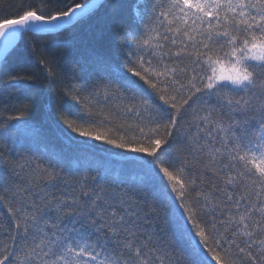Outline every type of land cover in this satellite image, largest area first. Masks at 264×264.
Listing matches in <instances>:
<instances>
[{
  "label": "snow or ice",
  "instance_id": "snow-or-ice-1",
  "mask_svg": "<svg viewBox=\"0 0 264 264\" xmlns=\"http://www.w3.org/2000/svg\"><path fill=\"white\" fill-rule=\"evenodd\" d=\"M106 4L0 0V264H264V0H113L62 68Z\"/></svg>",
  "mask_w": 264,
  "mask_h": 264
},
{
  "label": "trees",
  "instance_id": "trees-1",
  "mask_svg": "<svg viewBox=\"0 0 264 264\" xmlns=\"http://www.w3.org/2000/svg\"><path fill=\"white\" fill-rule=\"evenodd\" d=\"M81 2H86V0H81ZM112 3H113V0H107V4L105 5V8L100 9L99 12H97L96 16L93 17L92 20H90L88 23L84 24L83 26L77 27V29L74 32H70L58 38L56 44L53 46H50L47 49V52L49 54L55 56L58 60H60L62 68H67L69 65L73 64L75 60L79 59L80 55L84 52L85 48L90 43L91 35H90L89 24H91L93 27H96V28L103 26L105 23L106 13L110 11V9H108V5ZM29 56H30V53H29ZM25 70L32 71L41 79L43 78L42 77L43 70L41 66L36 62L25 64ZM68 103H71V101H69ZM72 135L75 136L76 134L73 133ZM77 138L83 139L79 137ZM46 142L48 143L49 150L52 152H60L66 147L62 139L56 137L55 135L49 136ZM94 143H99V142H94ZM99 146L106 147L104 145H99ZM85 155H87L89 159H97L103 156V153L89 152V153H86ZM73 156L74 158L79 157L80 154L74 153ZM81 162H82V159H81ZM71 166L73 168L77 166L75 163V159L71 163Z\"/></svg>",
  "mask_w": 264,
  "mask_h": 264
}]
</instances>
